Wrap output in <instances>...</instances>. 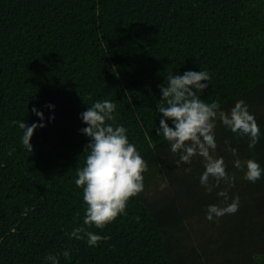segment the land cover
I'll list each match as a JSON object with an SVG mask.
<instances>
[{
  "label": "trees",
  "instance_id": "trees-1",
  "mask_svg": "<svg viewBox=\"0 0 264 264\" xmlns=\"http://www.w3.org/2000/svg\"><path fill=\"white\" fill-rule=\"evenodd\" d=\"M189 70L211 76L201 99L226 112L242 99L260 128L249 148L217 121L214 155L235 173L240 205L212 221L207 207L231 199L208 196L203 157L177 167L157 135L158 85ZM98 100L116 103L115 125L148 165L144 190L103 229L83 224L75 184L91 142L80 114ZM13 121L45 125L32 152ZM225 141L264 169V0H0V264H264V175L244 179ZM80 226L110 239L70 238Z\"/></svg>",
  "mask_w": 264,
  "mask_h": 264
},
{
  "label": "clouds",
  "instance_id": "clouds-1",
  "mask_svg": "<svg viewBox=\"0 0 264 264\" xmlns=\"http://www.w3.org/2000/svg\"><path fill=\"white\" fill-rule=\"evenodd\" d=\"M211 76L208 71H186L183 75L169 74L163 85H158L162 93L158 102V112L162 114L157 135L170 144V150L178 154L175 161L177 167L182 164L191 165L194 157H203L205 171L200 176V184L207 193H212L223 182L227 187L218 191L217 195L227 202L224 206L212 204L207 207L206 218L212 221L227 214H235L239 210L240 197L229 196L228 189L235 186V173L226 171L227 164L223 157L214 155L217 149L215 128L217 121L238 136L249 137V148H254L259 142L260 128L254 114H251L244 100H238L230 112L222 110L219 100L210 103L201 99ZM208 83H202V82ZM48 107H54L48 105ZM117 105L109 100H98L86 111L80 114L81 120L87 127L80 132L91 138L85 146L88 151L85 166L77 169L75 184L83 190V200L86 204L84 225L103 229L114 222L118 216L126 215V208L131 198L144 190V173L148 165L134 143H130L127 129L123 125H115ZM32 112L44 119L43 113L35 107ZM54 119V117H50ZM172 121L174 127L167 123ZM112 122V123H109ZM23 130L22 144L30 152L33 151L30 140L37 127L44 124L33 123L31 126L24 121H13ZM228 150L234 157V167L245 171L244 179L255 183L264 175V169L254 159L242 161L238 158V150L230 146ZM191 172V167L185 168ZM138 219V218H137ZM70 238L78 240L87 238L89 246H99L110 237L95 234L84 226L76 227L69 234ZM68 258L70 251L62 252ZM51 264H60L56 255L45 257Z\"/></svg>",
  "mask_w": 264,
  "mask_h": 264
},
{
  "label": "crops",
  "instance_id": "crops-1",
  "mask_svg": "<svg viewBox=\"0 0 264 264\" xmlns=\"http://www.w3.org/2000/svg\"><path fill=\"white\" fill-rule=\"evenodd\" d=\"M204 167V166H203ZM204 172V171H203ZM223 186H226L223 182L221 183V185H220V187H223ZM224 189V188H223ZM218 190H219V188H215L214 190H213V192L212 193H210V194H208V196H212V195H216L215 193H217L218 192ZM206 191V190H205ZM207 193V192H206ZM251 220V219H250ZM249 220V221H250Z\"/></svg>",
  "mask_w": 264,
  "mask_h": 264
},
{
  "label": "rangeland",
  "instance_id": "rangeland-1",
  "mask_svg": "<svg viewBox=\"0 0 264 264\" xmlns=\"http://www.w3.org/2000/svg\"><path fill=\"white\" fill-rule=\"evenodd\" d=\"M204 171H205V169H204Z\"/></svg>",
  "mask_w": 264,
  "mask_h": 264
}]
</instances>
